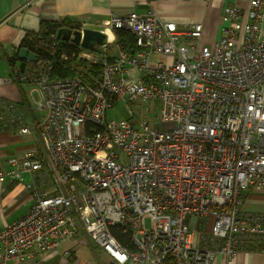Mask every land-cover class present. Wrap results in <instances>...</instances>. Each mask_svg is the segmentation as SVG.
I'll list each match as a JSON object with an SVG mask.
<instances>
[{"label": "built area", "instance_id": "obj_1", "mask_svg": "<svg viewBox=\"0 0 264 264\" xmlns=\"http://www.w3.org/2000/svg\"><path fill=\"white\" fill-rule=\"evenodd\" d=\"M116 29L130 31L136 49L120 48ZM99 30L113 39L96 48L68 40L98 73L55 75L69 57L57 32L30 50L36 61L10 67L13 81L29 85L31 109L45 110L37 121L42 154L12 156L0 182L36 172L44 182L25 181L33 202L0 229V264H17L36 245L55 250L80 232L114 264H212L218 253L259 243L264 227L241 205L244 190L264 191V0L226 2L210 44L199 42L203 23L181 27L153 11L111 14ZM154 54L165 58L153 62ZM148 101L156 104L146 108ZM116 102L127 117L109 120ZM115 227L131 235V247Z\"/></svg>", "mask_w": 264, "mask_h": 264}, {"label": "crops", "instance_id": "obj_2", "mask_svg": "<svg viewBox=\"0 0 264 264\" xmlns=\"http://www.w3.org/2000/svg\"><path fill=\"white\" fill-rule=\"evenodd\" d=\"M228 1L231 0H0V115L3 113L2 121L6 123V126H1L0 120V169L6 168L14 155L26 152L37 156L42 154L37 121L45 110L31 109L24 94L29 85L21 86L10 78L8 57L15 54L27 32L39 31L43 19L71 20L86 23L92 29H101L103 21L111 14L153 11L163 21H175L181 27L194 22L203 23V36H211L212 43L218 39L220 15ZM237 1L247 5L249 0ZM5 100L12 101L15 106L2 108ZM23 125L30 131L19 133L18 129ZM24 179L36 186L44 182L40 172L26 174ZM25 181L8 178L0 182V229L29 211L33 189L27 188ZM242 196V214L264 227V191L248 188ZM17 264L114 263L112 257L87 233L80 232L60 241L55 250H40L37 245L30 248L17 260ZM212 264H264V238L232 257L218 253Z\"/></svg>", "mask_w": 264, "mask_h": 264}, {"label": "trees", "instance_id": "obj_3", "mask_svg": "<svg viewBox=\"0 0 264 264\" xmlns=\"http://www.w3.org/2000/svg\"><path fill=\"white\" fill-rule=\"evenodd\" d=\"M82 22H73L71 20L63 21H54L43 19L41 21V26L38 32L29 31L27 32L25 38L22 41V44L16 48L15 54L8 57L9 65L15 63L24 64L25 60L19 59V49L21 47H26L29 50H36V43L39 39H47L52 34H55L62 27L77 28ZM116 44L128 51L131 52L133 49H136V41L134 35L125 29H116ZM63 46L65 51L69 55L68 59H63L56 64V69L54 74L61 77L72 76V75H83L87 76L89 71L98 73L100 66H96V70H93L89 63L86 60L80 59L78 57L79 47L76 44L70 43L69 41H63ZM113 234L115 237L124 245L131 247L132 240L129 233H123L120 227L113 228Z\"/></svg>", "mask_w": 264, "mask_h": 264}, {"label": "water", "instance_id": "obj_4", "mask_svg": "<svg viewBox=\"0 0 264 264\" xmlns=\"http://www.w3.org/2000/svg\"><path fill=\"white\" fill-rule=\"evenodd\" d=\"M57 36L65 41L72 40L73 42L81 44L86 48H96L97 46L105 44L109 39L107 33L99 29L92 28H86L82 33L81 31L73 30L70 27H62L57 31ZM19 59H29L36 61L37 54L30 51L26 47H21L19 49Z\"/></svg>", "mask_w": 264, "mask_h": 264}, {"label": "rangeland", "instance_id": "obj_5", "mask_svg": "<svg viewBox=\"0 0 264 264\" xmlns=\"http://www.w3.org/2000/svg\"><path fill=\"white\" fill-rule=\"evenodd\" d=\"M219 36H220V33H219ZM211 38H212L211 36H205L204 35L202 37V39L199 40V42L201 43V41H202L203 44H209L211 42ZM109 50L115 51L116 47L113 44H111L109 46ZM164 58L165 57H163V56H159L157 54H154L152 57V61L153 62L163 61ZM155 104L156 103H151L150 101H148L146 103V108L154 106ZM150 110L151 111L148 114L147 120L149 121L150 124H153L154 120H155L156 110H155V107H153ZM126 117H127V108L123 102H116L114 106L108 108V110H107V119H109V120H111V119L121 120V119H125ZM123 154H124V161H125L126 155H125V153H123ZM146 225L150 226V220L149 219L146 220Z\"/></svg>", "mask_w": 264, "mask_h": 264}, {"label": "bare ground", "instance_id": "obj_6", "mask_svg": "<svg viewBox=\"0 0 264 264\" xmlns=\"http://www.w3.org/2000/svg\"><path fill=\"white\" fill-rule=\"evenodd\" d=\"M108 34H109V39L112 40L114 36L112 35V33H108Z\"/></svg>", "mask_w": 264, "mask_h": 264}]
</instances>
